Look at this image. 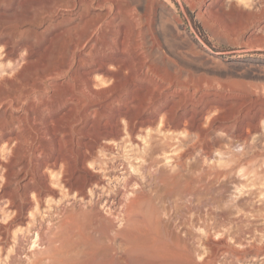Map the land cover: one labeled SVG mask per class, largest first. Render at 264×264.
Returning <instances> with one entry per match:
<instances>
[{
	"label": "rangeland",
	"instance_id": "374dc122",
	"mask_svg": "<svg viewBox=\"0 0 264 264\" xmlns=\"http://www.w3.org/2000/svg\"><path fill=\"white\" fill-rule=\"evenodd\" d=\"M115 9L127 15L139 36L131 41L143 44L149 61L167 65L191 89L207 94L208 106L217 108L206 110L202 121L191 122L193 129H167L158 120L129 135L122 122L121 132L104 141L99 138L102 120L96 118L102 125H95L87 149L71 143L53 146L46 131L58 125L45 127L41 116L30 113L45 151L72 154L77 164L84 161L76 175L89 186L77 198L59 189L54 183L63 169L58 166L47 170L46 178H37L54 192L37 200L28 194L35 204L23 203L21 216L14 218L1 200L0 264H26L27 256L39 249L33 244L36 227L49 225L54 231L68 209L78 214V203L81 209L99 210L113 230H105L104 240L90 236L96 247H112L118 255L111 250L99 264L117 257L125 258L123 264H264V122H251L250 137L239 139L241 129L221 121L234 113L236 103L264 104V0H0V87L23 85L30 91L35 83L31 86L38 92L43 83V92H50L51 82L62 81L44 82L43 77L73 54L72 39L89 35ZM12 148L0 144V170L7 166L10 174L8 190L18 182L9 167L15 161ZM1 171L0 193L6 187ZM163 178L168 188L160 183ZM128 199L137 202L123 221ZM129 241L137 243L136 250L128 251ZM82 243L78 237L64 242L61 259L82 260ZM158 249L163 255L167 249L163 260L155 256L161 255ZM111 260L108 264H115Z\"/></svg>",
	"mask_w": 264,
	"mask_h": 264
},
{
	"label": "bare ground",
	"instance_id": "6f19581e",
	"mask_svg": "<svg viewBox=\"0 0 264 264\" xmlns=\"http://www.w3.org/2000/svg\"><path fill=\"white\" fill-rule=\"evenodd\" d=\"M126 16L121 9H117L109 21L100 24L95 29L92 28L89 35L82 36L78 40L73 38L71 41L72 48L75 50L73 54L68 56L64 60L65 62L63 61V65L53 66L43 77L44 82L49 80L62 81L51 82L50 92H43L45 86L42 85L43 83L39 86L38 92L36 89L33 90L36 88H32L31 85H35L33 82V84H30V91L22 89L21 86L23 85H15L11 88L0 87V144L5 143L9 147L13 144L12 156L10 155V157H13L15 161L11 162L9 167L14 168L13 175L18 180V182H14V188L8 190L7 184H10L8 183L10 174L7 173V166H2L1 170L5 173L2 177L6 187L0 193V201H7L9 210L15 214L14 218H17L23 212V203L35 204V202L31 203L32 199H29L28 194L33 193L37 200L47 191L54 192V190L45 186L43 182H37V178L40 176L46 178L45 173L47 170H53L58 166L63 169L60 172V174L62 173L61 179H58V182L55 179L56 183L54 184L58 183L57 187L59 189H66L70 195L74 194L73 197L75 195L76 198L80 197L89 186V181L76 175L78 166H84V161L77 164L71 161L72 154L66 155V153L60 154L59 152V154H50L45 151L44 142H41L43 136L40 137L39 131L31 125L30 113H37L36 116H41L44 119L42 122L44 126L46 124L47 126L58 125L56 129H47L46 131L51 135L53 146L62 148L71 143L87 149L95 125L101 124L95 121L96 118L99 121L102 120L103 125H101L104 131L99 135V138L100 141H104L109 139L110 136L121 132L118 129L121 127L122 122L126 123L127 134L129 135L132 134L134 129L142 128L153 122L157 123L158 120L167 129L180 126H183L186 130H188L187 128L193 129L194 123L191 124V122L197 118L202 121L207 111L210 110L211 112L214 108H217L208 106L209 100L205 99L204 96H207V94H201L198 90L191 89L187 82L181 80L180 75L178 77L176 74L171 73L167 65H157V63L148 60L146 53L141 50L143 44L132 43L131 39H138L139 36H136L133 28L129 27ZM81 25L82 22L73 31L76 32ZM84 25H86V22H84ZM65 74L68 75V78L61 80L65 79ZM97 77H100L101 80L96 81L98 80ZM109 82L111 85H108ZM32 91H36L38 94L31 97ZM39 107L44 108V113L39 112ZM232 109L234 113L222 118L221 121L225 123L232 121L235 126L239 127L242 131L239 139L250 137V128L253 124L251 122H257L259 125L264 122V104L257 105L254 101H250L249 104L241 102L234 104ZM65 110H68V115H64ZM55 117H59V119L57 120ZM80 138L83 142L79 141ZM73 163L76 164V167ZM165 181L163 178L160 183L167 186L168 183ZM16 201H19L18 204ZM136 202L137 200L128 199V204L123 211V221L128 220L136 206ZM76 204L75 201L72 203L73 206ZM77 206L80 207L78 214L69 209L71 213H68L66 209L67 213L60 215L58 223H54V231L52 230L53 226L49 228V225L47 227H36L33 232L36 243L33 244H37L39 249L32 256H27L26 264H99L109 256L108 252L112 250L110 246L113 245L109 241V243L106 242L109 237L103 243L110 244V248L96 247L90 238L92 235V237H96V240H104L103 238H106L105 233L107 232L105 230H109L107 222L98 213L99 210L93 212V209L89 211L88 209H81L80 203ZM78 220H80L79 223H77ZM85 235L88 237L85 238ZM77 237L83 240L81 246L83 251L80 254L82 260L79 258V261H63L61 250L64 242H70ZM144 237H147V235ZM136 239L138 240L137 237ZM129 242L131 243V241ZM137 246V243L133 242V245L131 243L127 249L128 251H134ZM150 246L151 244L148 248L152 249ZM158 248L161 250V246ZM80 249H76V251H80ZM113 252L115 253V251ZM152 252L155 255L154 251ZM166 252L167 249L165 254H168ZM165 254L161 253L162 258L160 254L155 256L163 260ZM172 257L174 256L172 255ZM114 259L112 260L115 261V264L125 263L122 261L125 258L120 259L117 257Z\"/></svg>",
	"mask_w": 264,
	"mask_h": 264
}]
</instances>
